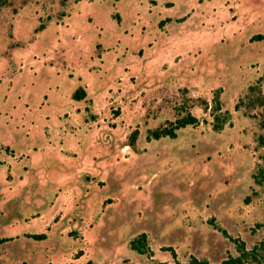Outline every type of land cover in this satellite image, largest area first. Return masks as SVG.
<instances>
[{
  "label": "rangeland",
  "instance_id": "obj_1",
  "mask_svg": "<svg viewBox=\"0 0 264 264\" xmlns=\"http://www.w3.org/2000/svg\"><path fill=\"white\" fill-rule=\"evenodd\" d=\"M7 1L0 264H264V0Z\"/></svg>",
  "mask_w": 264,
  "mask_h": 264
},
{
  "label": "trees",
  "instance_id": "obj_2",
  "mask_svg": "<svg viewBox=\"0 0 264 264\" xmlns=\"http://www.w3.org/2000/svg\"><path fill=\"white\" fill-rule=\"evenodd\" d=\"M7 2H8L7 0H0V6L6 4ZM248 89L251 91L255 90L256 93L253 94V96H251V98L249 97L247 103L258 104V105H261L264 107V91H261L259 86L255 85V84H250L248 86ZM218 92H219V89H216L214 91V95L212 97V103H208L209 105L205 104V107L211 106V109L215 112V113H213L214 120L211 123L212 129H214V130L221 129L224 122L228 119L227 118L228 117L227 109H223L222 111H220L221 109H220V103H219V99H218ZM71 96L74 99H81L84 96H86V91L84 90L83 87L77 86L71 92ZM234 106L237 107V103H235ZM196 121H197V118L195 117V115H193L189 110H185V112L182 115H180L179 117H177L175 120L169 121L168 125H162L160 127H155L153 129H151L149 131V133L147 130V133L153 138H156V137H159L162 135H168L170 137H173L176 134V129H178L179 127H182L186 124L194 123ZM135 136H136V130L133 129L129 134V141L127 144L132 145L134 142ZM258 145L264 146V135H258ZM260 157L262 158L263 164L259 165L257 168V171L252 174V178H253L254 182H256V183H261L264 180V150L260 154ZM32 236L43 237L44 235H43V233H34V234H32ZM129 246L131 249L136 250L137 252H144L146 249V235H145V233L142 231V232L136 234L133 238H131L129 240ZM238 250L240 252H242L241 248H238ZM235 260H239V258L230 256V257L223 259L221 264H230L231 262H233ZM82 264H94V262L91 259H87ZM173 264H184V263H181V262L175 260ZM186 264H213V263L209 262L205 258H198L194 255H190L189 260Z\"/></svg>",
  "mask_w": 264,
  "mask_h": 264
},
{
  "label": "crops",
  "instance_id": "obj_3",
  "mask_svg": "<svg viewBox=\"0 0 264 264\" xmlns=\"http://www.w3.org/2000/svg\"><path fill=\"white\" fill-rule=\"evenodd\" d=\"M255 2H257L258 3V0L256 1L255 0ZM262 2V1H261ZM232 33H234L235 34V32H232ZM96 80H97V77H96ZM74 154V153H73ZM57 156V155H56ZM26 157H28L27 155H26ZM75 158H76V156H75ZM5 160V159H4ZM57 160L60 162V158L59 157H57ZM68 161H70V160H65V162H68ZM7 162H8V160H5V162L4 163H6L7 164ZM77 174H79V173H77ZM54 197L56 198L57 197V195L55 196L54 195ZM44 237V236H43Z\"/></svg>",
  "mask_w": 264,
  "mask_h": 264
}]
</instances>
